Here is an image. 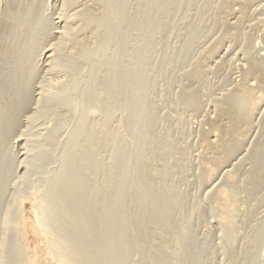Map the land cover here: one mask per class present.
<instances>
[{
  "label": "bare ground",
  "instance_id": "bare-ground-1",
  "mask_svg": "<svg viewBox=\"0 0 264 264\" xmlns=\"http://www.w3.org/2000/svg\"><path fill=\"white\" fill-rule=\"evenodd\" d=\"M231 1H234L233 5L239 6L235 11L239 18H242L250 6L264 2V0ZM176 2L179 0H3V6L0 8V264H4L5 233L12 204L21 192V185L27 181L31 182L30 178L47 165L46 157L49 153L47 140L57 129V125L53 127V123L58 116L59 122L71 117L72 120L75 119L72 138L68 136L66 150L63 146L64 152L62 151L61 158L58 159L62 161V165L58 168L57 175L55 177L52 175L54 180L53 178L52 182L50 180L53 184L51 188L49 187L51 190H46L48 191L46 196L41 194V200L29 197L27 206L30 207L28 211L33 210L37 216L39 224L37 227H41L45 233L50 232L51 236L49 235V238L46 236V241L44 239L45 249L49 250L57 264H128L135 249L140 254L141 264H197L195 261L198 260L199 249H194V246L192 248L188 241L185 243L187 238L184 232L186 228V231H189L187 225L190 224L191 217L188 218L186 214L180 215L183 210L180 206L187 204L180 202L181 211L178 209L179 204L176 205L175 201L177 196H174L175 193L173 194L171 189L173 183L170 185L166 181L169 164L165 156L170 152V146L166 147L168 151L165 150L164 144L158 145L160 146L158 150L151 148L158 137L154 126L157 124L156 117L157 115L159 117V114L156 113L157 110L152 111V104H148L147 100V94L149 95L147 86L150 83L147 84L146 67L149 68V65L147 66L146 59L150 46L145 35L148 32L151 36H156L157 29L161 28L162 31L166 28L165 21L171 16ZM184 48L181 55L183 60L176 59L181 65L184 58L185 62L187 59L188 51ZM156 49L154 53L157 52ZM150 50L154 49L151 47ZM258 53L259 59L250 58L248 53L250 59L241 64L243 69L245 68L244 74L241 79H237L234 89V81L232 82L231 92L229 90L225 96H220L224 97L223 99L218 101L216 98L218 102L213 105L211 112L215 119L211 118L210 123L206 122L210 126L207 131L203 128L207 134L204 135L201 145L205 152L212 151L215 154L212 159L210 157L212 153L211 155L208 153V158L215 161L214 167L217 165L219 168H225L231 163L230 159L239 155L241 138L247 134L246 131H249L251 126L253 127L250 120L251 112L254 111L256 103L264 104V51ZM241 58H246L245 53ZM81 65L86 66L87 73L86 68L85 71L81 69ZM81 71L85 74L82 75ZM193 73L202 77L197 70ZM183 74L184 72L182 76ZM191 81L195 82V79ZM188 90L184 89L187 100L185 96L183 97L188 101V105L192 106L193 113H196L195 110L198 113L202 109L199 107L201 102H198V96L201 98L202 95L197 96ZM120 91L125 93L121 92L122 95L119 97L120 94L117 93ZM79 108L82 110L77 114ZM198 108L200 109L197 110ZM91 114L102 116L99 124L87 125L89 122L86 121L87 117ZM107 124L110 128L106 127ZM39 127L46 132L42 133ZM105 127L108 131L105 137L102 136L104 137L102 142H105L110 151L108 157L111 162L109 166L108 163L105 166L108 172H104L102 157L95 152ZM259 142L249 154L251 166L246 174L243 173L242 182L235 179L233 172H229L230 185L227 184L229 188L221 191V196L219 195L218 200L223 213L220 210L219 212L226 224L224 226L226 234L223 232V235L227 236L225 239L230 238L235 232L236 211L245 210H242L241 204L248 202L252 204V200L256 202L262 194L264 195V141ZM166 143L168 145V142ZM100 148L99 144V150ZM148 148L152 152L145 154ZM203 156L204 152L201 154V157ZM208 160L210 159H207V163ZM157 162L163 163L159 164L161 165L159 170L153 167ZM99 164H102L100 167L103 174L108 173L105 174L108 185L103 182L107 187L104 189L102 184L101 192L100 185L97 188V185L93 184L99 190L97 194L93 190V185L88 187L86 175L92 171L94 174L98 173ZM204 165L207 166L205 162ZM90 176H92L90 179L96 177L93 174ZM96 178L93 179L94 182ZM170 180L173 182V179ZM11 189L13 192L8 196L10 199L6 203L3 202V198L7 201L5 195ZM257 202L260 203L259 200ZM252 205L249 207L253 208ZM185 208L188 210L187 206ZM21 217L25 229L32 226L29 217ZM243 223L241 226H244ZM190 226L191 224L189 228ZM30 231L35 232L36 228L32 227L28 230ZM135 232L140 236L139 239L134 238ZM235 240L226 242L236 243ZM200 250L203 252L202 248ZM29 254L30 256H27L29 260L26 259L29 264H38L36 256L31 255V252ZM199 255L201 257L203 253ZM249 261L244 262L249 264Z\"/></svg>",
  "mask_w": 264,
  "mask_h": 264
},
{
  "label": "rangeland",
  "instance_id": "rangeland-1",
  "mask_svg": "<svg viewBox=\"0 0 264 264\" xmlns=\"http://www.w3.org/2000/svg\"><path fill=\"white\" fill-rule=\"evenodd\" d=\"M201 1H202V3H201ZM197 2H198V5H197ZM233 2L231 0H196V1L195 0H181V1L179 0V2L175 3L174 10L172 11L171 16L165 21L167 24L166 28L162 29V31H161V28L157 29L159 31V32L157 31L158 33L156 32L157 37L155 35L151 36L148 32H146V35H145V39L147 40V42L149 43V46H150V47H148L149 53L147 52V54H148L147 59L150 61H148L146 59V64H147V66L149 65V68L146 67V78H147V84L150 83V85L148 84V86L149 87L153 86L152 89H151V87L149 88L147 86V90H148L147 92L149 93V95L147 94V100H149L148 104H152V111L155 112V110H157L156 113L159 114V117L156 114L157 115L156 118L158 121L155 120V121H157V124L155 122L156 126H154L155 133L157 134L158 137L157 136H156L157 138L155 137L156 143L153 144L151 148H152V150H154L153 149V147H154V148H157V150H158V148L160 147V146L158 147V145L163 146V144H164L165 150L167 149V151H168L169 150L168 148L170 146V150H169L170 152L169 153L167 152V154L165 153L166 154L165 159H166L167 163L169 164V165H167L169 167V168L167 167L169 170L167 172L168 176H167L166 181H167V184L170 183V185H172L171 183H173L171 189H172V193L173 194L175 193L174 196H177V199L175 200L176 205L179 204L180 202L187 204L186 206H187L188 210H186V208H185L186 206H180V204L177 205V207H179V206L181 208L183 207V210L181 212L183 214L180 213V215L184 216L186 214V215H188V218L191 217L190 218L191 220H189L190 224H191L190 228H189L190 224L187 225L189 231H186L187 230V228H186V230L184 232L186 235V238H187V239H185V241H186L185 243H187V241H188V244L191 245L192 248L194 246V249H196V250L199 249V251H200V252H198L199 254L203 253V255H201V257L198 254V256H197L198 260L196 259L197 261H195V263H197V264H201V262H202V264H247L248 262H244L245 260L246 261L250 260L249 264H251L252 262L255 264H264V247H263L264 246V226H263L264 225V198H263L264 195L262 194V196H260L257 199V201L259 200L260 203H258L257 201H256L257 202L256 203V202H254L255 200H252L253 201L252 204H254V205H252L251 203L248 202V203H244L243 205L241 204L242 210L245 209L242 212L238 211L239 209H237L236 218H235V219H237V222L235 220L236 229H235V232L233 234L234 237H233V235L231 236L232 239H231V237L230 238L228 237V239H225L227 236L223 235L225 233L224 232L225 231L224 226L226 224H225V221L223 220V215L221 214L222 210L220 208V202L218 200V198H220V196H221V191L229 188L228 185H230V184H229V180H228V173L233 172L232 174H234V177H236L235 179L237 181H241L242 179H244L243 173L245 172V174H246V172L248 171V168H250L249 166H251L249 163V154L253 151V148H255L256 145L258 144L257 142H259V139L261 140L260 142L264 141V138H263L264 136H262V135H264V132L262 133V131H264V104L258 103L260 106L257 105V103L255 104V109H254V111L252 110L251 116H250V120L252 121L251 123H252L253 127L251 125H250L251 129H250V126L248 127L250 130L249 131L247 130L246 131L247 134L241 138L242 143H241V148H240L241 150H240L239 155H237V157H233L232 159H230L229 161L231 163L228 164L227 167L219 168V167H217L216 164H215L216 167H214L213 163H215V161L214 160L212 161V159L215 157V154L211 151V153H212V155H211L210 151H206L207 152V155H206L205 149L202 148V145H201L202 140L205 137L204 135L207 134L204 132H206L210 128V126L206 122L210 123V119L212 118V120H213V118L215 117L211 113L213 105L216 102H218L219 99L221 100L224 98V97L220 98V96L221 97L225 96L229 90H230L229 92H231V90H233L235 88L236 82L239 80V78L241 79L242 75L244 74L245 68L243 69V66L241 65V64H243V61L245 63L250 58H254V59L258 58L259 59L260 54L258 53V51L259 52L264 51V24H263L264 23V2H262L260 4L252 5L249 8H247V10H245L247 12H244V15L242 16V18H239L238 13L235 12L236 9L239 8V6L237 7V5H233L232 4ZM180 3H181V5H180ZM189 4H190V6H189ZM229 4H231V5H229ZM2 6H3V0H0V8ZM254 11L256 14L254 13ZM182 13H184V14H182ZM237 18H239V19H237ZM220 22H222V23H220ZM170 27H171V29H169ZM191 32H193V34H195V35H193ZM230 35L233 37H231ZM244 36H245V38H244ZM149 37H151V38H149ZM249 37L251 38V40ZM169 38H170V40H169ZM156 39L158 41H156ZM212 39H214V40H212ZM185 44H186V46H185ZM196 45L198 46V48ZM151 47H152V49H154L153 51L150 50ZM184 47L190 48L189 49L190 51ZM155 48H157L156 51L158 53L157 52L154 53ZM183 48L188 52H186L184 50L187 54V59L185 62V58H184V61H182V63L183 62L184 63H183V65H181V63L180 64L177 63L178 60H176V59L180 58V61H181V59L183 60V58L181 56V55H183ZM164 49H165V52H164ZM213 49H214V51H213ZM181 51H182V53H181ZM215 53H216V55H215ZM244 53H245V57H246L245 59L241 58V57H244ZM248 53L250 55V58L248 56ZM149 54H151L152 57ZM208 55H209V57H208ZM247 56H248V58H247ZM184 57H185V54H184ZM218 59H219V61H218ZM174 63L175 64L177 63L176 67H175ZM217 63H218V65H217ZM214 64H216V65H214ZM163 65H164V67H163ZM178 65H180V67H178ZM184 65L186 66V68ZM82 66H83V68H82ZM84 66L85 65H81L80 67L83 71L86 70L85 73H87V68H86V66L85 67ZM197 66L200 68V70H198ZM215 66H218V67H215ZM219 66H220V69H219ZM202 67H203V69H202ZM147 70H148V72H147ZM196 70L198 71V73H201L202 77L199 76L200 74L193 75L194 74L193 72H195ZM182 72H184L183 76H182ZM85 73L82 72V75H84ZM191 76L195 79V82H193L194 80L191 81V79H193ZM218 76H219V79H218ZM188 78H189V80H188ZM197 79L199 80L198 83L196 82ZM207 80H209V81L207 82ZM233 81H234V84H233V89H232L231 86H232ZM170 82H172V83H170ZM191 82H193V83L191 84ZM184 89H189L188 90L189 93L192 92V94H197V96L199 94H200V96L202 95L201 98L198 96V99H199L198 102H201V104H199V107L202 108V109H200V108L197 109V110L200 109V112L198 111L199 114L197 113L196 110H195L196 113H193L194 110H192V106L188 105L189 103H188V101H186L187 100V94L184 93ZM191 89H192V91H191ZM214 90H216V91H214ZM225 90H226V92H225ZM121 92H122V94L125 93V91H120L117 94H120ZM122 94H120L119 97ZM183 96H185L186 100L184 99ZM181 97H183V98H181ZM216 98H218L217 99L218 101H216ZM184 100L186 101V103H184ZM210 102H212V103H210ZM185 104H186V106H185ZM154 105H155V107L153 108ZM257 106L259 108H257ZM204 109H207V110H204ZM257 109H258V111H256ZM81 110L82 109L79 108L77 110V114H78V111H81ZM206 112H207V114H206ZM97 113H99V112H97ZM210 113H211V115H210ZM252 113H255V114L252 115ZM99 115L100 114L88 115L86 121H89L90 123L87 122L88 123L87 125L90 126L89 124H91V123H92V126H95L96 123L99 124L101 119H102V116L99 117ZM153 116L155 117V114H153ZM197 116H199V117H197ZM58 117H56V122H55L57 124L53 123V127H54V125H57V129L55 132L50 134V136L47 140V145H48L47 151L49 150V153H47V152H45V153H47L46 160L48 161V163H47L48 166L46 165L47 167L45 166L38 174H35L34 177L30 178L31 182L29 181V183H28V181H27L21 185L22 186L21 192H20L19 196L16 197L17 199L13 202L12 208L9 212L7 231L5 233V237H6V243L5 244H6V246H5V250H4L5 255L3 258L4 264H29V262L27 261V260H29V257H27V256H30V254H29L30 252L32 253L31 255L34 254L36 256V259L38 260V262H37L38 264H57L58 263L55 259H53L54 257L49 252V250L45 249L46 248V242L45 241L47 240L46 236H48V238H49L50 232L47 231L45 233L41 227H37V226H39L38 221L36 220L37 216H36L35 212H33V210L29 209V211H28V208H30V207H27V206H29L28 205V203H29L28 198L29 197H33L36 200H41V198H42L41 194L43 196H46L48 194V191L46 192V190H49V191L51 190L50 188H51V185H53V184L50 183V180H51V182H52V178L54 180L55 175H57V173H58L57 172L59 170L58 168L61 167V165H62V163H61L62 161L58 160V159H59V157L61 158V154L64 152L63 146H64V148L65 147L67 148V146H68L67 142L69 143V141H68L69 135H70L69 138H72V131H73L72 128L76 125V123L74 121L75 119L72 120V117H71V118H68L64 122H62V121L59 122ZM161 118H162V121H160ZM204 118L207 121L204 120ZM76 119H78L77 116H76ZM76 122H77V120H76ZM191 123L193 124V126ZM108 125L109 124H107L106 127ZM110 125H111V123H110ZM58 127H60V128H58ZM106 127L104 129L105 131L103 132V134L100 135L101 141L98 142V148H96L97 151H95V152L99 153V154L96 153L97 155H100V157H102L103 163L101 162L102 160L99 156H98V160L99 161L101 160L100 163L103 164L104 172H108V169H106L105 166L107 165V163L109 166V163L111 162V159L109 160L110 157H108L109 156L108 154L110 153V151H108L109 149L105 145V142H102L103 138L105 137V135L107 134V131H108L106 129L110 128V126H108L107 128ZM51 128H52V125H51L50 129ZM203 128H205L206 131H204ZM39 129L42 133L46 132L44 130L42 131V128H40V127H39ZM202 129H203V131H202ZM168 130H169V132H168ZM153 132H154V130H153ZM158 132H160V133H158ZM100 133H102V131ZM102 136H104V137H102ZM167 136H168V138H167ZM170 136H171V138H170ZM262 138H263V140H262ZM161 139H162V143L159 144V142H161ZM166 142H168V145ZM180 143H182V144H180ZM99 144L101 146L100 150H99ZM167 146H168V148H166ZM102 147L105 149L107 148L106 151H104L105 149H102ZM58 148H59V150H58ZM66 148H65V150H66ZM149 150H150V148L145 150L146 151L145 154H148V153L150 154L152 152V150L151 151H149ZM203 152H204V156L201 157V154L203 155ZM208 153H210V155H211L210 157H212V159L208 158L209 157ZM197 156H198V158H197ZM207 159H210V160H208L209 163H207ZM169 160H170L171 164L169 163ZM105 161H106V163H105ZM210 161H212V163ZM229 161H228V163H229ZM204 162L207 165L206 167H205V165L203 166ZM156 164H158V166ZM159 164L163 165V163H160V162L154 163L153 167L155 170H159L161 168V165H159ZM101 165L100 164L98 165L100 168L98 173L100 175L97 172H95V174L93 171L90 172L91 174H93L97 177V178L93 177V179L96 178L95 182L92 178L91 179L93 181H91L90 177H92V176H90L91 174H89V172L86 175V176H88L87 177L88 187H91L93 184H95V186L97 185V188H98V185H100V188H99L100 191H101L102 187L104 188L105 185H108V182H107L108 179L106 178L107 175H105L108 173L103 174V170L100 167ZM147 165H148V163H147ZM147 165L145 164L144 167L146 168ZM175 165L177 166L176 168H175ZM229 165L231 167H229ZM42 166H44V165L42 164ZM108 166H107V168H108ZM208 166H210V167H208ZM104 167H105V169H104ZM189 167L191 169V172H190ZM40 168H42V167H40ZM178 168H179L180 172L179 171L176 172V170H178ZM194 168H195V170H194ZM47 169H50V170L47 171ZM211 172H212V174H211ZM230 173H229V175H230ZM205 174H206V178H205ZM208 174H210L211 176ZM52 175H54V177ZM237 176H238V178H237ZM101 178L103 181L100 180ZM168 178L173 179V182H172V180H170L171 181L170 182ZM37 180H40V181H37ZM88 180H90V181H88ZM103 182L105 183V185ZM102 184H103V186H102ZM95 186L93 187V190L96 191V193L98 194L99 190ZM37 189H39V190H37ZM104 189H103V191H104ZM12 192H13L12 189L7 192V194H6L7 196L5 195V197H7V201H6V198H3V200H4L3 202H5V203L8 202V199H10L8 196L12 195L11 194ZM188 192H190V193H188ZM215 198H217V199H215ZM217 202H219V205L217 204ZM244 205H245V207H243ZM249 205H252L253 208H251V206L249 207ZM180 207L178 209H180V211H181ZM218 207L220 209H218ZM189 210L190 211L192 210L191 211L192 213L189 212ZM219 210L221 212H219ZM246 212H248V215H246ZM21 213H22V215H21ZM241 213H242V215H240ZM220 215H222L221 216L222 218L221 217L219 218ZM237 215H239V216H237ZM260 215H262V216H260ZM21 216L29 217V222L31 221L30 223H32L31 224L32 226L26 227L27 232H26L25 226H22V222H21L22 217ZM256 216H258V217H256ZM192 217H193V219H192ZM245 220H247V221H245ZM223 221H224V223H222ZM242 221H244L245 224ZM241 222L244 224V226H241V224H242ZM219 225H220V227H219ZM256 225L257 226L260 225L258 227V229H257ZM239 226H240V228H239ZM32 227H35L36 231L35 232L34 231L28 232V230H31ZM10 228H12V229H10ZM205 230L207 233H205ZM254 231H255V233H254ZM137 232L139 233V231H137ZM137 232L134 233L136 236V237L134 236V238L139 239L141 234L139 233V235H140L139 236ZM143 232H144V230H143ZM187 234H189V235H187ZM258 235H259V237H257ZM187 236H191V237L189 238ZM228 236H230V235H228ZM235 236H236V238H235ZM261 236H262V238H261ZM44 239H45V241H44ZM234 239H236L235 240L236 243H233ZM135 240H137V239H135ZM226 240L228 242H229V240H232L233 242L230 241V244H228L226 242ZM158 241L159 240L157 239V243H159ZM194 244H196V245H194ZM232 244L234 246H232ZM201 248H202L203 252L200 250ZM240 250H241V252H240ZM9 252L13 255H11ZM230 252H231V254H230ZM254 252H255V254H254ZM17 254H19V255H17ZM131 254H132V252H131ZM134 255H136V256H134ZM131 256L132 255H130V257ZM248 256H251V257H248ZM228 258H230L229 261H228ZM139 259H140V254L135 249V251L133 252V257L130 258V261L128 264H132V263L133 264L134 263L135 264H141ZM233 259H234V261H233ZM235 260H237V261H235Z\"/></svg>",
  "mask_w": 264,
  "mask_h": 264
}]
</instances>
